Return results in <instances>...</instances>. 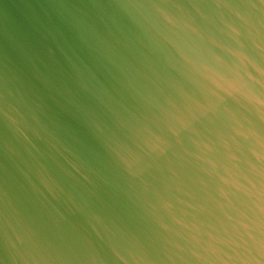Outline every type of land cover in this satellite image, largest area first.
<instances>
[{"label": "water", "instance_id": "water-1", "mask_svg": "<svg viewBox=\"0 0 264 264\" xmlns=\"http://www.w3.org/2000/svg\"><path fill=\"white\" fill-rule=\"evenodd\" d=\"M0 264H264V0H0Z\"/></svg>", "mask_w": 264, "mask_h": 264}]
</instances>
